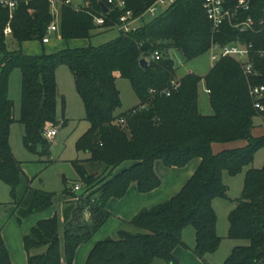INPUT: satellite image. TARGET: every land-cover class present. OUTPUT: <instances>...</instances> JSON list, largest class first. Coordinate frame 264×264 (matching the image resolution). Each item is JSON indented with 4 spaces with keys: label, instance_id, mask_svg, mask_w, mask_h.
<instances>
[{
    "label": "trees",
    "instance_id": "1",
    "mask_svg": "<svg viewBox=\"0 0 264 264\" xmlns=\"http://www.w3.org/2000/svg\"><path fill=\"white\" fill-rule=\"evenodd\" d=\"M8 1L15 3L11 18L9 10L0 5V181L10 190L12 216L18 223L51 209L55 194L31 188L21 162L11 152L9 129L14 122L20 123L24 149L38 155L39 162L50 163L51 142L45 134L67 124V120H56L59 93L55 72L60 65L67 66L72 74L89 123L75 146L87 157L71 162L79 176L75 184H80L81 190L73 192L75 184L65 188L61 216L37 221L23 236L27 264H73L78 247L88 243L112 216L106 209L111 200L123 198L131 185L141 194L157 189V161L171 169L183 168L194 159L200 161L197 169L175 196L138 212L127 222L135 232L120 231L116 240L96 243L85 264H152L155 260L178 264L173 256L178 247L190 250L203 261L221 243L212 202L227 197L223 174L235 177L244 169L242 195L229 215L228 238L247 244L236 246L224 264H264V163L259 169L252 167L255 154L264 149V136H252L254 118L264 120V94L259 101L263 111L254 107L249 94V86L264 87V59L257 54L264 43V30L258 25L264 19V0H251V10L241 15L252 17L257 32L240 33L224 25L220 33L213 34L202 8L204 0H175L149 23L130 33H119L116 40L100 48L66 49L36 56L23 54L21 47L30 42L43 44L52 23L61 40H88L97 30L113 29L122 12L108 0H83L86 4L79 11L60 6L57 17H53L49 0ZM123 1L135 18L153 2ZM237 2L224 0L226 7ZM101 4L107 13H103ZM100 16L104 24L98 27L94 19ZM8 25L11 35L5 37ZM8 39L14 45L12 49ZM212 43L251 45L253 74L245 76L236 60L224 57L204 77L187 74L177 79L168 51L176 50L186 61H192L206 54ZM155 52L160 60H150L147 69L140 68L139 60ZM14 69L21 72L18 120L8 97ZM117 77L130 81L139 101L134 109L118 115L115 112L121 102L115 88ZM173 80L179 87L167 97L163 91ZM201 83L209 91L211 115L199 111ZM239 141L246 145L212 152L213 144ZM125 163L131 166L113 174ZM85 215L89 220L84 219ZM188 227L195 233L192 249L182 237ZM41 249L42 253L33 254ZM0 264H12L1 229Z\"/></svg>",
    "mask_w": 264,
    "mask_h": 264
},
{
    "label": "rangeland",
    "instance_id": "2",
    "mask_svg": "<svg viewBox=\"0 0 264 264\" xmlns=\"http://www.w3.org/2000/svg\"><path fill=\"white\" fill-rule=\"evenodd\" d=\"M80 0H74V4ZM83 4H86L82 0ZM163 10L160 9L157 13L160 14ZM56 12V11H55ZM152 20L149 14H145L141 20L137 21L134 26L141 27ZM119 31L116 28L108 30H97L88 40H73L64 41L53 33L49 35V43L41 44L40 42H30L21 47V51L29 56H36L45 53L47 55L58 53L66 49L76 48H100L119 37ZM12 41L7 40L8 47L12 49ZM169 57L174 61L176 72L183 73L187 69H191L196 73H204L208 71L212 62L209 54H204L192 61H186L178 51H171ZM55 79L59 98L56 106V120L61 123L67 120L65 126H59L56 130V135L50 140V163L44 164L39 162L38 155L27 152L22 144V136L24 133L23 126L14 122L9 129V144L14 158L21 162L25 176L31 181L30 186L33 189H42L44 191L55 194L54 206L59 208L61 205L64 208L63 202L66 200L63 195L65 188H72L79 176L72 166L71 162L83 160L87 156L76 151L77 140L88 130L89 123L85 120L86 113L81 97L75 89L73 76L65 65H60L55 72ZM115 88L119 92L121 107L116 110V114L134 109L139 101L136 97L130 81L119 77L115 80ZM205 86L201 84L198 90V101L200 113L203 115L211 114V106L208 95L205 93ZM8 97L14 104V117L18 120L20 117L21 108V72L19 69H14L9 77ZM255 119V118H254ZM258 123V120H255ZM260 125V124H259ZM255 133H264V124L257 127ZM258 138V137H256ZM161 164L160 162H158ZM264 163V149L259 150L253 160L252 167L259 169ZM86 170L90 171L88 165H83ZM247 169H244L239 175L230 177L226 173L223 174V184L227 187L226 198H217L212 202V208L216 215V233L221 238V243L216 252L206 254L202 261L196 257L188 249H180L182 256L175 258L178 264H224L230 256L232 250L236 246L246 245L245 241L231 240L229 234V215L235 209L237 201L241 198L243 191L244 177ZM100 173V172H99ZM10 190L0 181V217H5L11 211ZM85 220H89V216H84ZM131 232L136 230L130 227ZM183 241L190 249L195 246V233L191 227H188L183 232ZM187 246V247H188ZM188 247V248H189ZM152 264H166L161 260H155Z\"/></svg>",
    "mask_w": 264,
    "mask_h": 264
},
{
    "label": "crops",
    "instance_id": "3",
    "mask_svg": "<svg viewBox=\"0 0 264 264\" xmlns=\"http://www.w3.org/2000/svg\"><path fill=\"white\" fill-rule=\"evenodd\" d=\"M75 4L80 5V6L83 5L82 0H80V2H76ZM54 9L58 13L59 6L56 5ZM11 45L14 46L13 44ZM171 51H175V50L173 49L169 50L168 54ZM25 55L27 54L25 53ZM35 55H39V54H35ZM209 70L204 73H200V72L196 73L195 71H192L191 69H187L181 74H178L177 72H175V76L177 79H180L187 74H195L199 77H204L209 72ZM204 91L208 95V91L206 90V88ZM198 106H199V101H198ZM255 120H258V123H255ZM259 124L263 125L264 120L260 117H255L254 127L252 129V136L255 138L261 136L260 134L255 133L256 128L260 127ZM262 136H264V133L262 134ZM245 145H246V142L244 141H239V142L230 143V144H213L212 152L214 154H217L223 150L240 148V147H244ZM158 162L160 161H157L154 164V171L156 175L158 176V178L160 179V186L157 189L147 194H141L137 191L135 185H131L128 188L123 198L118 199V200H111L107 204L106 209L112 216L93 235V237L88 243L82 244L78 247V249L75 252L73 264H85L88 254L90 253L91 249L96 243L107 240V239L116 240L118 237V233L120 231L131 232L130 231L131 226L128 225L127 222H129L141 210L152 208L158 204L168 201L171 197L175 196L181 190L184 184L190 179V177L193 175V173L195 172V170L197 169L200 163L198 159H194L190 161L183 168L168 169L161 162H160L161 164H159ZM22 165L23 164L21 163V167ZM130 166H131V163H125L121 167L116 169L113 172V174H117L123 169H126ZM11 207H12L11 211L8 212V214L5 217L4 216L0 217V229L2 232V238L8 249L11 263L12 264H27V254L24 250L23 243H22L23 236L29 233L30 229L36 224L37 221L51 218L55 214H58L59 216H61L63 207L61 205L57 209L55 208V206H53L51 209L43 213L27 217L26 219L22 220L20 223H18L15 217L12 216L14 207L12 205ZM182 237H183V234H182ZM180 249L182 248L178 247L174 250L173 256L175 258L176 257L180 258L182 256L183 252H181ZM42 252H43L42 249L36 250L33 252V254L42 253Z\"/></svg>",
    "mask_w": 264,
    "mask_h": 264
},
{
    "label": "built area",
    "instance_id": "4",
    "mask_svg": "<svg viewBox=\"0 0 264 264\" xmlns=\"http://www.w3.org/2000/svg\"><path fill=\"white\" fill-rule=\"evenodd\" d=\"M51 4V13L53 17H57L58 13L55 12V6H68L79 11L81 9L80 5L74 4V0H49ZM109 5L113 8L118 9L122 12L121 16L118 18L114 28H116L119 33L127 34L133 31L136 27L134 24L141 20L145 14H149L152 18L157 16L160 9L163 11L167 10L175 0H153L149 8L139 17H134L132 11L126 9V4L123 0H108ZM0 5L6 7L9 10L10 18L12 17V11L15 8V3L8 0H0ZM203 11L206 15L207 20L211 24L212 33L218 34L224 25H228L232 29L237 30L240 33L243 32H257L256 23L252 17H242L241 15L247 13L251 10V0H238L236 5L233 7H226L224 0H204L202 5ZM162 11V12H163ZM161 12V13H162ZM94 24L98 27L103 26L104 17L100 16L94 19ZM258 25L261 27L260 30H264V19L260 20ZM57 31L56 25L52 23L48 29L45 37L42 40L43 44L49 42V35ZM11 35V29L9 25L4 30V36L9 37ZM251 50V45L233 43L230 45H219L212 43L208 51L210 55V60L214 64L219 59L224 57H229L236 60L243 70L245 76H251L253 74V67L250 62L249 54ZM257 54L260 58L264 59V43L262 47L258 50ZM148 62L150 60L158 61L160 60V54L155 52L150 58H145ZM179 87V83L176 80L170 82L169 88L163 91L165 96H170L172 90H176ZM155 93V91H151ZM209 93V91H208ZM249 94L254 100V107L263 111L260 104V99L264 94L263 86H249ZM123 121L120 120L119 123ZM56 135V129H50L46 132L45 138L51 140ZM81 190L80 184H75L73 186V192H78Z\"/></svg>",
    "mask_w": 264,
    "mask_h": 264
},
{
    "label": "water",
    "instance_id": "5",
    "mask_svg": "<svg viewBox=\"0 0 264 264\" xmlns=\"http://www.w3.org/2000/svg\"><path fill=\"white\" fill-rule=\"evenodd\" d=\"M101 8H102V11L103 13H107L108 12V9L106 8V6L104 4H101ZM139 66L140 68L142 69H147L148 68V61L145 59V58H141L139 60ZM97 91L99 92L100 94V90L98 87H96Z\"/></svg>",
    "mask_w": 264,
    "mask_h": 264
}]
</instances>
